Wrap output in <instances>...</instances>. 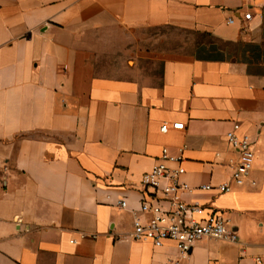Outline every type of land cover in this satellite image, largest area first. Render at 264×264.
Masks as SVG:
<instances>
[{"label":"crops","instance_id":"1","mask_svg":"<svg viewBox=\"0 0 264 264\" xmlns=\"http://www.w3.org/2000/svg\"><path fill=\"white\" fill-rule=\"evenodd\" d=\"M164 122L184 129L161 133ZM235 125L254 154L241 185ZM163 148L183 157L184 201L226 220L235 242L202 239L181 256L129 239ZM257 259L264 0H0V264Z\"/></svg>","mask_w":264,"mask_h":264},{"label":"built area","instance_id":"2","mask_svg":"<svg viewBox=\"0 0 264 264\" xmlns=\"http://www.w3.org/2000/svg\"><path fill=\"white\" fill-rule=\"evenodd\" d=\"M245 21L250 14H245ZM232 23V19L227 21ZM183 123H162L161 133L170 130L181 131ZM234 130L226 134L228 145L236 151L238 157L232 165L231 180L241 185L253 167L254 154L251 142L247 136L238 138ZM183 157L176 155L169 149L163 148L156 164L141 177L144 194L139 206L142 219L137 218L132 223V232L129 239L134 242H149L154 247H162L165 243H172L181 256L188 255L196 242L202 239L228 240L235 242L237 236L228 227V223L216 213L201 215L204 207L197 201L187 203L183 195L192 191V188L181 180L185 173L182 166ZM213 189L210 185H201L199 191L205 192ZM231 187L222 184L217 187L220 193L229 192ZM120 207L125 208L126 203L121 201ZM253 264H261L257 259Z\"/></svg>","mask_w":264,"mask_h":264},{"label":"rangeland","instance_id":"3","mask_svg":"<svg viewBox=\"0 0 264 264\" xmlns=\"http://www.w3.org/2000/svg\"><path fill=\"white\" fill-rule=\"evenodd\" d=\"M148 72L152 73V72H155V70H149Z\"/></svg>","mask_w":264,"mask_h":264}]
</instances>
